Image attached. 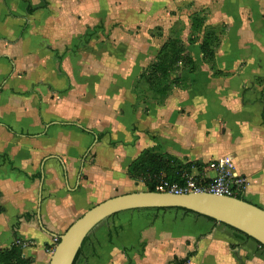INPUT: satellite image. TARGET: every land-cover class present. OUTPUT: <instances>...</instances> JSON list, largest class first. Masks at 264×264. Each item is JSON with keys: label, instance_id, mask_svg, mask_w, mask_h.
<instances>
[{"label": "crops", "instance_id": "1", "mask_svg": "<svg viewBox=\"0 0 264 264\" xmlns=\"http://www.w3.org/2000/svg\"><path fill=\"white\" fill-rule=\"evenodd\" d=\"M19 1L25 4L19 13L23 25L8 28L0 12V251L22 244L23 256L31 264H48L46 245L81 216L88 201L134 192L128 166L145 150L172 156L181 165L191 164L193 176L212 178L216 171L208 165L223 166L230 175L244 179L245 200L264 209V154L239 158L234 150L228 154L210 147L235 133L239 147L247 133L255 134L253 145L261 141L264 147V102L254 111L238 105L246 124L238 129L228 123L230 116L213 105L179 111L182 94L149 109L146 116L137 109L132 93V83L142 71L133 75L128 69L134 59L125 60L126 64L78 58L79 69L66 70L67 52L87 51L76 49L84 29L78 21L68 26L65 16L70 11L65 7L55 17L49 0ZM200 1L209 9L211 26L225 23V52L232 60L227 64L239 62L246 69V61L235 58L236 45L246 42L252 47V35L264 43V0ZM27 2L38 9L27 14ZM83 8L78 12L84 13ZM36 13L44 18L35 19ZM85 22L92 21L86 18ZM256 48L264 54L263 44ZM223 55L216 60L224 61ZM255 76L264 79V72ZM218 114L223 118V134L218 132ZM251 118L252 124L247 125ZM182 120L203 127L201 134L210 149L196 152L186 139L178 138ZM152 131L157 139L149 136ZM137 210L131 217L117 218L132 210L124 211L105 219V225L99 223L87 235L75 264H172L170 258L182 259L189 253L185 264H264V250L258 243L226 225L179 209ZM140 250L142 261L136 259Z\"/></svg>", "mask_w": 264, "mask_h": 264}, {"label": "rangeland", "instance_id": "2", "mask_svg": "<svg viewBox=\"0 0 264 264\" xmlns=\"http://www.w3.org/2000/svg\"><path fill=\"white\" fill-rule=\"evenodd\" d=\"M49 3H52L50 9H54L55 17L61 12V10L58 11L60 8L65 7L69 10L70 14L65 16L68 26L73 27L78 21L80 29H84L86 35L85 48L89 50L80 55L78 54L80 52L77 54L67 52L68 61L64 67L66 70L73 72V70L79 69L75 62L78 58H108L121 60L119 63L134 59V65L132 62L125 61L126 64L129 63L128 69L130 68V72L134 75L136 70H138L137 73L141 69L143 71L154 61L158 50L164 43H173L181 47L186 55L195 61L196 68L193 72L180 64L172 75L154 88H149L139 75L138 80L132 83L131 88L132 93L136 95L137 109H143L142 112L146 116L149 109L155 106H164L171 97L182 94L184 95L183 102L177 104L179 111L184 112L188 106L207 107L213 105L212 107L215 106L214 109L219 110L222 115L230 116L228 123L238 129L242 125L246 126L242 117L243 113L238 110L239 106L249 107L254 111L264 102V79L255 76L257 73L264 72V54L261 49L256 48V45L260 47L262 44L264 45L261 38L257 42L258 37L252 35L250 37L254 44L252 47L246 42L244 44L239 42L236 45L235 54L237 55L235 58L236 60L244 59L248 64L246 69L244 64L239 62L234 66L227 64L232 60L230 61V54L225 52L228 48L225 23L221 21L215 26H211L208 17L209 9L204 7L200 0H49ZM96 3L97 9L92 10L91 7ZM42 4L43 1L39 5ZM23 6L25 4L19 0H0V12L5 15L8 28L23 25L19 18ZM78 7H84V13L78 12L80 9ZM45 15L47 16V14ZM222 15L227 14L222 13ZM33 17L38 20L44 18L43 14L37 13ZM55 17L51 16L52 19ZM74 17H76V21H73ZM86 18L92 22L86 23ZM92 32L95 35L88 39V35ZM242 35L243 33L240 36ZM210 52L213 53V58L210 57ZM59 53L61 62L63 54ZM221 55H223L224 61L216 60L217 57L220 59ZM224 64L228 66H224ZM216 77L223 79V82L215 81ZM217 116L221 117L219 114ZM221 118H216V122L219 125L218 132L223 134L225 129L222 126L223 118ZM252 122V118L247 120V125ZM178 128V138L186 139L188 145H191L196 152H205L210 149L201 134L203 128L201 125L182 120ZM237 134L222 140L221 143L214 141L213 146L210 147L220 152L226 150L228 154L234 150L237 152L236 157L239 158L263 157L264 147L259 144L261 141L256 145L252 144L251 140L254 139L255 134L247 133V140L241 147L239 144L236 145L239 142ZM149 136L153 139L158 138L157 132L153 131L149 133ZM261 138L264 140V133ZM246 142L249 143L246 145ZM108 143L111 144L110 139ZM184 149L189 151L187 147ZM184 176L186 175L184 174ZM133 181L135 182L134 192L149 190L142 178ZM105 199H107L106 196L95 199V201L91 199L88 201L87 208L83 209L80 215ZM134 213H139V211L132 210L129 213H121L117 218L124 214L131 217ZM101 223L105 225L106 222L102 221ZM139 224L141 223L139 222ZM58 241L57 238L50 245H46L45 252L48 259ZM142 251L140 250V256L136 258L139 261H142ZM173 259L170 258L171 261Z\"/></svg>", "mask_w": 264, "mask_h": 264}, {"label": "water", "instance_id": "3", "mask_svg": "<svg viewBox=\"0 0 264 264\" xmlns=\"http://www.w3.org/2000/svg\"><path fill=\"white\" fill-rule=\"evenodd\" d=\"M182 209L231 227L264 246V209L236 197L211 193L137 191L97 203L58 236L48 264H73L86 236L117 213L137 209Z\"/></svg>", "mask_w": 264, "mask_h": 264}, {"label": "trees", "instance_id": "4", "mask_svg": "<svg viewBox=\"0 0 264 264\" xmlns=\"http://www.w3.org/2000/svg\"><path fill=\"white\" fill-rule=\"evenodd\" d=\"M45 5L46 2L44 1V6ZM37 9L38 8L32 7L27 2V7H26L27 14H32ZM93 35H95L94 32L89 34L88 39L91 38ZM85 37L86 35L84 34V36L79 38V41L76 45V49L82 47L84 50H89L85 48L86 47L85 46L86 42H84ZM210 57L213 58L212 52H210ZM180 64L184 65L185 67H188L191 70V72H193L196 68L195 61H193L188 55H186L185 51L181 47L174 45L173 43H168V44L164 43L161 46V48L158 50L154 61L141 72L140 77L144 80L145 84L149 88H154L158 86L163 80L167 79L170 75H172ZM261 121H262V125H264V106L261 113ZM65 124L71 126L74 125L70 123H65ZM82 130L88 133L90 132L88 130H84V129ZM101 137L102 134H98L97 140H100ZM190 172H191V164L181 165L172 156H165L163 154L151 150L143 151L128 166V170H127V174L130 179L138 180L139 178H142L144 184L149 189L148 191H156L155 185L161 176H163V178H165L169 182H176L181 184L184 182V174L188 175L190 174ZM236 198L245 200L243 194L236 195ZM156 210H167V209L162 208ZM2 211L3 208L2 206H0V213ZM182 211H186V210H182ZM186 212H190V211H186ZM207 219H209L212 222H216L210 218ZM233 230L244 235L246 238L251 239L245 234L235 229ZM14 237H16L15 234ZM86 238L84 239L83 243L85 242ZM258 245L262 250H264L263 245L259 243ZM81 247L74 259L73 264H75L77 257L81 253ZM22 248H23L22 244H14L9 249L0 251V264H31V260L23 256ZM189 256H191V253L187 254V256L182 259L174 258L173 261H171L170 263L185 264Z\"/></svg>", "mask_w": 264, "mask_h": 264}, {"label": "built area", "instance_id": "5", "mask_svg": "<svg viewBox=\"0 0 264 264\" xmlns=\"http://www.w3.org/2000/svg\"><path fill=\"white\" fill-rule=\"evenodd\" d=\"M207 169H214L216 175L212 178L186 175L183 183L169 182L163 176L158 179L155 189L158 192H170L174 194L183 193H211L236 197L243 194L244 179L240 176L230 175L223 166L210 163Z\"/></svg>", "mask_w": 264, "mask_h": 264}, {"label": "bare ground", "instance_id": "6", "mask_svg": "<svg viewBox=\"0 0 264 264\" xmlns=\"http://www.w3.org/2000/svg\"><path fill=\"white\" fill-rule=\"evenodd\" d=\"M158 192V191H157Z\"/></svg>", "mask_w": 264, "mask_h": 264}]
</instances>
